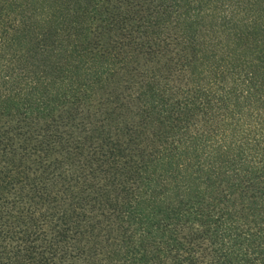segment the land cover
Wrapping results in <instances>:
<instances>
[{
  "label": "trees",
  "instance_id": "1",
  "mask_svg": "<svg viewBox=\"0 0 264 264\" xmlns=\"http://www.w3.org/2000/svg\"><path fill=\"white\" fill-rule=\"evenodd\" d=\"M0 264H264V0H0Z\"/></svg>",
  "mask_w": 264,
  "mask_h": 264
}]
</instances>
